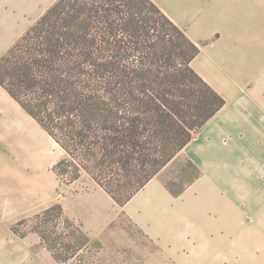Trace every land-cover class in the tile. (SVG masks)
Here are the masks:
<instances>
[{
  "label": "crops",
  "instance_id": "0c3cea01",
  "mask_svg": "<svg viewBox=\"0 0 264 264\" xmlns=\"http://www.w3.org/2000/svg\"><path fill=\"white\" fill-rule=\"evenodd\" d=\"M56 1L0 0V57ZM153 1L199 47L191 66L226 102L175 157L192 160L201 176L174 193L156 175L127 211L182 264H264V36L236 29L235 0ZM60 147L0 84V223L56 198L50 168ZM85 195L91 226L116 218L109 193Z\"/></svg>",
  "mask_w": 264,
  "mask_h": 264
},
{
  "label": "trees",
  "instance_id": "16d2710c",
  "mask_svg": "<svg viewBox=\"0 0 264 264\" xmlns=\"http://www.w3.org/2000/svg\"><path fill=\"white\" fill-rule=\"evenodd\" d=\"M199 50L153 0H57L0 57V84L125 205L226 102Z\"/></svg>",
  "mask_w": 264,
  "mask_h": 264
},
{
  "label": "rangeland",
  "instance_id": "374dc122",
  "mask_svg": "<svg viewBox=\"0 0 264 264\" xmlns=\"http://www.w3.org/2000/svg\"><path fill=\"white\" fill-rule=\"evenodd\" d=\"M235 1L232 15L236 29L264 36V0ZM60 148L63 156L59 161L70 157L74 164L64 174L55 170L59 161L50 168L59 186L55 199L25 206L0 223V264H182L169 257L132 219L126 207L132 198L125 205L114 200L116 218L101 228L91 226L89 217L94 209L85 208L81 197L94 190H106L85 168V164L92 163L83 159L82 153L77 152L81 158H72L63 146ZM51 155L58 157V150H52ZM175 157L156 174L174 193L187 189L202 174L190 159ZM75 196L79 197L77 201ZM58 205L62 211L56 208Z\"/></svg>",
  "mask_w": 264,
  "mask_h": 264
}]
</instances>
